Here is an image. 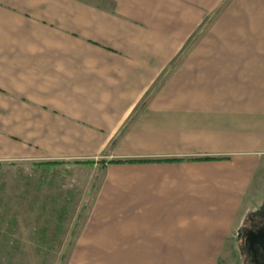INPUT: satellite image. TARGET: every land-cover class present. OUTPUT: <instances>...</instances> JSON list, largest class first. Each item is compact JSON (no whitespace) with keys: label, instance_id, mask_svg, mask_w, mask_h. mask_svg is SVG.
Instances as JSON below:
<instances>
[{"label":"crops","instance_id":"0c3cea01","mask_svg":"<svg viewBox=\"0 0 264 264\" xmlns=\"http://www.w3.org/2000/svg\"><path fill=\"white\" fill-rule=\"evenodd\" d=\"M14 162L97 175L68 264L234 257L264 162V0H0Z\"/></svg>","mask_w":264,"mask_h":264},{"label":"rangeland","instance_id":"374dc122","mask_svg":"<svg viewBox=\"0 0 264 264\" xmlns=\"http://www.w3.org/2000/svg\"><path fill=\"white\" fill-rule=\"evenodd\" d=\"M96 176L80 168L0 163V264H68V250L90 213ZM244 198L255 210L264 208V162ZM254 213L246 212L236 231ZM238 249L222 263L252 264L241 242Z\"/></svg>","mask_w":264,"mask_h":264},{"label":"flooded vegetation","instance_id":"af4514ba","mask_svg":"<svg viewBox=\"0 0 264 264\" xmlns=\"http://www.w3.org/2000/svg\"><path fill=\"white\" fill-rule=\"evenodd\" d=\"M262 226H264V208L257 209L254 215L250 214L248 217V222H247L246 227L241 232H239L243 249H245L243 246V238H244L245 232L250 231V230L256 232V230ZM263 233H264V229H263ZM260 235L258 234L256 237H259ZM244 251L246 252V254H248L249 260L252 264H264V255L262 254L259 248H256V251L254 254L251 252H248L247 250H244Z\"/></svg>","mask_w":264,"mask_h":264},{"label":"water","instance_id":"95a60500","mask_svg":"<svg viewBox=\"0 0 264 264\" xmlns=\"http://www.w3.org/2000/svg\"><path fill=\"white\" fill-rule=\"evenodd\" d=\"M264 226L258 228L256 232L250 230L245 232L244 238H243V246L245 250L251 253H255L256 248H259L264 255V233H263ZM261 233V235H260ZM260 235L259 237H256L257 235Z\"/></svg>","mask_w":264,"mask_h":264},{"label":"trees","instance_id":"16d2710c","mask_svg":"<svg viewBox=\"0 0 264 264\" xmlns=\"http://www.w3.org/2000/svg\"><path fill=\"white\" fill-rule=\"evenodd\" d=\"M202 33V28L201 29H199L198 31H197V33H195L192 37H191V39L189 40V43H191L192 41H194L197 37H199L200 36V34ZM186 47H188V44H187V46ZM186 51V49H184L183 51H182V53L170 64V66L167 68V70L165 71V74H163L158 80H157V82H155V84L153 85V87H152V90H154L155 88H157L158 86H159V84L162 82V80L165 78V76L167 75V73L173 68V66H174V64L179 60V58H180V56L184 53ZM151 90V91H152ZM149 95H150V92H149V94H147L146 96H145V98L143 99V101H141V103L136 107V109H135V111L133 112V114L131 115V117L129 118V120L126 122V124L121 128V130L119 131V133H118V135H120L123 131H124V129L126 128V126H127V124H128V122L130 121V119H132V117L144 106V103L146 102V100L148 99V97H149Z\"/></svg>","mask_w":264,"mask_h":264}]
</instances>
